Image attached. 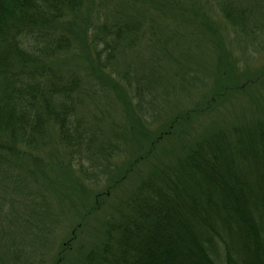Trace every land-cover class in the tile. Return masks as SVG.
Listing matches in <instances>:
<instances>
[{
	"label": "trees",
	"instance_id": "trees-1",
	"mask_svg": "<svg viewBox=\"0 0 264 264\" xmlns=\"http://www.w3.org/2000/svg\"><path fill=\"white\" fill-rule=\"evenodd\" d=\"M147 1L155 5L153 11L161 15L157 17L166 18L161 2L150 0H0L4 203L9 194L27 195L28 168L16 161L37 156L35 151L48 146L50 129L67 152L94 149V138L84 134L78 112L85 93L83 78L59 66L60 59L76 38L84 47L78 49L87 66L94 54V68L101 73L117 59L121 41L137 43L143 33L144 22L122 21V9ZM263 1L216 0V6L238 28L250 25L252 11ZM68 17L69 27H62ZM245 86L263 89L264 78L250 74V85ZM213 127L192 140L181 156L152 165L116 207L102 227L100 242L80 264H264V115ZM134 159L127 165L143 162ZM61 262L59 255L54 264Z\"/></svg>",
	"mask_w": 264,
	"mask_h": 264
},
{
	"label": "rangeland",
	"instance_id": "rangeland-1",
	"mask_svg": "<svg viewBox=\"0 0 264 264\" xmlns=\"http://www.w3.org/2000/svg\"><path fill=\"white\" fill-rule=\"evenodd\" d=\"M150 1L161 2L166 18L157 17L149 1L125 5L122 21H143V33L137 43L121 41L105 72L94 68V54L87 66L76 38L60 59L59 66L83 78L78 112L94 149L67 152L50 129L48 146L16 161L28 168L29 189L0 200V264H54L59 255L61 264H80L152 165L181 156L213 126L264 115V87L245 86L250 74L264 78V1L250 25L238 28L223 18L216 0ZM111 19L113 13L109 29ZM131 157L143 162L128 166Z\"/></svg>",
	"mask_w": 264,
	"mask_h": 264
}]
</instances>
